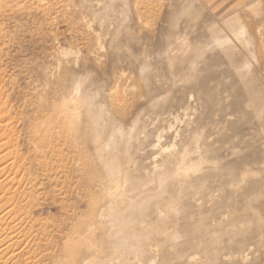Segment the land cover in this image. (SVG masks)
Instances as JSON below:
<instances>
[{
    "label": "rangeland",
    "instance_id": "obj_1",
    "mask_svg": "<svg viewBox=\"0 0 264 264\" xmlns=\"http://www.w3.org/2000/svg\"><path fill=\"white\" fill-rule=\"evenodd\" d=\"M0 101L15 261L264 264V0H0ZM112 197L143 252L85 237Z\"/></svg>",
    "mask_w": 264,
    "mask_h": 264
},
{
    "label": "bare ground",
    "instance_id": "obj_2",
    "mask_svg": "<svg viewBox=\"0 0 264 264\" xmlns=\"http://www.w3.org/2000/svg\"><path fill=\"white\" fill-rule=\"evenodd\" d=\"M2 101V100H1ZM1 101H0V103H1ZM5 102V101H4ZM3 102V103H4ZM6 105V104H5ZM7 106V105H6ZM63 109H64V112H65V117L67 118V121H68V124L72 127V128H77L78 127V125H80L79 124V122L81 121V114H80V112H82L81 110H80V106H79V104H78V102H76L73 98H70L69 96H68V98H66L64 101H63ZM10 116V115H9ZM6 113H5V111H4V109H3V106L0 104V174L2 175L3 174V172L4 171H6L5 169H6V163H5V165L3 164H1V163H3V160L5 161V158H8V156L10 155L9 154V150H10V152H11V149H7V147H8V144H7V142L9 141H7L6 142V140H4V136L6 135V134H9V133H11L12 132V130H13V125L11 126V124L13 123L12 121H10V117H9ZM10 121V122H9ZM12 122V123H11ZM11 123V124H10ZM56 123V122H55ZM15 128V127H14ZM80 128H81V126H80ZM51 129V128H50ZM79 130V129H78ZM42 131V130H41ZM80 131V130H79ZM15 132V131H14ZM4 135V136H3ZM16 137V136H15ZM14 137V138H15ZM34 140H36L37 139V141H34V143L36 142V143H40V141H42V139H43V137L41 138V139H38V138H33ZM31 140V139H30ZM32 141V142H33ZM11 142V141H10ZM9 143V142H8ZM33 143V144H34ZM32 144V143H31ZM30 144V145H31ZM100 145V144H99ZM37 146V145H36ZM96 146H97V144H96ZM10 147V146H9ZM8 147V148H9ZM33 147V146H32ZM105 147V146H104ZM35 148V147H34ZM32 149V148H31ZM30 149V150H31ZM13 150V159H15V158H19V157H16L17 156V154L16 153H14V149H12ZM33 151V150H32ZM101 151V150H100ZM35 152V151H34ZM19 153V152H18ZM15 154H16V156H15ZM20 154V153H19ZM98 155V154H97ZM10 156H12V155H10ZM14 156H15V158H14ZM19 156V155H18ZM100 157V156H99ZM22 157L20 156V159H21ZM16 159V160H17ZM102 159H104V158H102ZM9 160H10V158H9ZM101 160V159H100ZM106 160V159H105ZM11 161V160H10ZM10 161H8V162H10ZM15 161V160H14ZM13 161V163L15 164V162ZM22 161V160H21ZM20 161V162H21ZM103 161V160H102ZM170 161V160H169ZM107 162V161H106ZM105 162V165L107 164ZM172 162V161H171ZM171 162H169V163H171ZM172 164V163H171ZM9 165H11L12 167H13V165L12 164H10L9 163ZM14 167H15V165H14ZM17 167V166H16ZM17 168H19V167H17ZM170 168V170H172V168H171V166L169 167ZM177 168V167H176ZM175 169H173V171H174ZM8 171V170H7ZM13 171H15L16 172V170H13ZM12 171V172H13ZM17 171H19V169H17ZM173 171H171V172H169L167 175H166V177L167 178H169V177H172V175H173ZM9 172V171H8ZM15 172H13V174H16ZM7 173V172H6ZM11 173V172H10ZM10 173H7V175H5V176H3V177H5V178H8L7 176H9L8 174H10ZM13 174L11 173L10 174V178H11V176H12V180L14 181V178H13ZM21 174V173H20ZM1 175H0V177H1ZM17 176H18V173L16 174ZM16 176V177H17ZM20 176V175H19ZM22 176V175H21ZM20 176V178H22ZM24 176V175H23ZM15 177V176H14ZM15 177V178H16ZM5 178H3V181H5ZM18 178V177H17ZM1 179V178H0ZM19 179V178H18ZM17 179V180H18ZM23 179V178H22ZM11 180V179H10ZM20 180V179H19ZM9 181V180H8ZM20 182V181H19ZM2 183L3 182H1V180H0V185H2ZM12 183V182H11ZM14 183H15V181H14ZM16 183H18V181L16 182ZM6 185H7V182L5 183ZM8 184H10L9 182H8ZM18 184H20V183H18ZM4 185V184H3ZM8 186V185H7ZM11 186V185H10ZM10 186H8L9 188H10ZM14 186V185H13ZM95 186V185H94ZM21 187V186H20ZM110 187V186H109ZM0 188H2L1 186H0ZM4 188H5V186H4ZM7 188V187H6ZM106 188V187H105ZM108 188V187H107ZM3 189V188H2ZM2 189H0V253L2 252V254H1V257H0V264H30L31 262H29L30 260H28V257H27V259L25 258V259H22L20 262H18L17 260L15 261L14 260V258L17 256L16 255V250H18V248L17 247H15L16 249L14 250L15 252V256H14V253H12L10 256L8 255V252L9 251H7L6 249H10V247H11V245H12V242H11V240H12V237H11V232H10V230H11V227L13 228V229H15L16 227H17V229H18V226H16L15 228L13 227V225H11V223L10 222H8L6 225H5V222L7 221V219H13V223H14V216H17V214H18V212H17V214L15 215V213H16V209L18 208V206H22V204L21 205H19V201H18V199H15V196H13V195H11L10 193H8V191H6L7 189H5V190H2ZM10 189H13V188H10ZM112 189V188H111ZM101 190H102V188H101ZM107 190V189H106ZM13 191H17V190H14L13 189ZM12 193V192H11ZM27 193V192H26ZM25 193V194H26ZM14 194V193H13ZM20 194V193H19ZM113 194V193H112ZM16 195V194H15ZM17 196V195H16ZM19 196H21V195H19ZM23 196H25L24 194H23ZM109 196H111V194L109 195ZM21 198V197H20ZM115 199V197H112V199ZM21 199H23V198H21ZM25 199H26V197H25ZM88 199V198H87ZM95 199V198H94ZM108 199H110V198H108ZM108 199H107V201H108ZM89 200V199H88ZM111 200V199H110ZM20 202H22V201H20ZM87 202V201H86ZM94 202V201H93ZM115 208L113 209V206H112V204L111 203H109L108 205H109V207L108 208H103V209H98L97 207H98V204H96L95 205V207L94 208H92V211H91V216L90 217H88V219L84 222V232H85V237L87 238V240L90 238V239H97V235L99 234V232H101L102 231V227H103V223L104 222H106L108 219H113L114 217H117L116 219H118L119 218V221H118V223H119V227L118 228H116L117 229V231L118 232H123L124 234H126L125 236H120L118 239H117V241H116V243L117 244H120V245H122L123 247H126V248H133V250L134 249H137L138 251H139V253L140 252H143V249H144V247H143V243H142V240H139V238L141 237V238H145V239H148V237H150L149 236V230H144V233H137L136 232V230H134V225H135V223H138L136 220H127V216L125 215V213L126 212H128L129 210H128V208H127V206L125 207H123L121 210H119V208H118V205H117V203H119L116 199H115ZM88 203V202H87ZM113 203V202H112ZM121 203V202H120ZM25 204H26V202H25ZM29 204V203H28ZM28 204H26V205H28ZM24 205V204H23ZM93 206V205H92ZM132 206H134V205H132ZM27 207V206H26ZM25 207V208H26ZM22 208H24V206L23 207H21V213L22 212H24L25 210H23L22 211ZM116 209V210H115ZM126 209V210H125ZM19 213H20V209H19ZM24 214V213H23ZM20 216V215H19ZM23 216V215H22ZM114 216V217H113ZM21 217V216H20ZM17 217H15V219H16ZM141 218V217H140ZM23 219V218H22ZM17 220V219H16ZM22 222H23V220L21 221V222H19L18 224H22ZM82 222V221H81ZM137 225V224H136ZM148 225V224H147ZM146 225V226H147ZM22 226H23V224H22ZM25 226V225H24ZM23 226V227H24ZM106 226V225H105ZM19 227H21V226H19ZM124 228V229H123ZM151 228V227H150ZM16 229V230H17ZM148 229V228H147ZM158 229V228H157ZM9 230V232H7ZM24 230V229H23ZM81 230V229H80ZM154 230V227H153V229H152V231ZM31 230H29V232H30ZM138 231V230H137ZM155 231V230H154ZM153 231V232H154ZM14 232H16V231H14ZM19 232V231H18ZM24 231H22V233H23ZM26 232V234L28 233L29 234V232H27V230L25 231ZM13 233V232H12ZM21 233V232H20ZM79 233V232H78ZM101 233H103V232H101ZM15 234H17V233H15ZM27 234V235H28ZM82 234V233H81ZM17 235H19V233L17 234ZM84 235V234H83ZM82 235V236H83ZM154 235V234H153ZM148 236V237H147ZM19 237V236H18ZM24 237V236H23ZM81 237V235H77V236H75V235H73L72 236V238H71V243H70V247L65 251V253H63L62 255H63V257L62 256H59V255H57L56 253H53L52 254V262H50V264H58L59 263V261L62 259V258H65V257H67V255L68 254H70L71 256H72V258H73V256H74V254L76 255V250H75V248H76V246L77 245H79L78 244V241H79V238ZM84 237V238H85ZM100 237V236H99ZM120 239L122 240V241H120ZM16 240V239H15ZM150 240V238L148 239V241ZM14 241V240H13ZM21 241V240H20ZM82 241V239L80 240V242ZM104 241V240H103ZM102 241V242H103ZM16 242V241H15ZM24 242V241H23ZM83 242V241H82ZM139 243H141V244H139ZM13 244H14V242H13ZM20 244H23V243H20ZM20 244H18V245H20ZM84 244V243H83ZM105 244V243H104ZM103 245V244H102ZM24 246V245H23ZM23 248V247H22ZM25 248V247H24ZM92 248V247H91ZM94 248V247H93ZM92 248V249H93ZM21 249V248H20ZM97 249H99V248H97ZM12 250V249H11ZM30 250V249H29ZM29 250H28V252H29ZM22 251V250H21ZM102 251H104V249L102 250ZM96 252V251H95ZM10 253V252H9ZM22 253V252H21ZM26 253V252H25ZM85 254H87L88 252L86 251V252H84ZM84 253L83 254H81V255H84ZM18 254V253H17ZM98 256H99V262H100V264H102V260H103V262L106 260V258H104L105 257V255H104V252L102 253L101 251L100 252H97L96 253ZM108 254V253H107ZM8 255V256H7ZM22 255H24L23 253H22ZM46 255V254H45ZM109 255V254H108ZM117 255H119V254H117ZM90 256V255H89ZM6 257V258H5ZM23 257V256H22ZM47 257H48V254H47ZM75 257V256H74ZM82 257V256H81ZM85 257H87L86 255H85ZM85 257H83V258H85ZM5 258V259H4ZM42 258V257H41ZM101 258V259H100ZM77 258H74L72 261H70V264H97V261H94V263H91L92 261L91 260H87V258H86V260H82V261H77L76 260ZM98 262V263H99ZM45 264V263H44ZM66 264V263H65Z\"/></svg>",
    "mask_w": 264,
    "mask_h": 264
},
{
    "label": "crops",
    "instance_id": "obj_3",
    "mask_svg": "<svg viewBox=\"0 0 264 264\" xmlns=\"http://www.w3.org/2000/svg\"><path fill=\"white\" fill-rule=\"evenodd\" d=\"M220 0H213V2H215V3H217V2H219Z\"/></svg>",
    "mask_w": 264,
    "mask_h": 264
}]
</instances>
